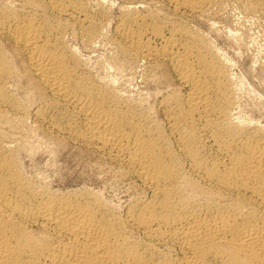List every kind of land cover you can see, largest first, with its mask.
I'll return each mask as SVG.
<instances>
[{
	"label": "bare ground",
	"instance_id": "bare-ground-1",
	"mask_svg": "<svg viewBox=\"0 0 264 264\" xmlns=\"http://www.w3.org/2000/svg\"><path fill=\"white\" fill-rule=\"evenodd\" d=\"M128 1L145 9L120 12L107 64L141 66L134 92L66 38H106L88 0H0V264H264V110L239 111L196 27L235 5L264 36V0ZM51 142L86 150L98 177L29 174L22 156Z\"/></svg>",
	"mask_w": 264,
	"mask_h": 264
},
{
	"label": "rangeland",
	"instance_id": "rangeland-1",
	"mask_svg": "<svg viewBox=\"0 0 264 264\" xmlns=\"http://www.w3.org/2000/svg\"><path fill=\"white\" fill-rule=\"evenodd\" d=\"M87 3H88L87 6H91L92 7V8L91 7L88 8L90 10V12H92V14H97L96 16L97 17H100L99 19L103 21V23H104L103 30L105 29L104 31H105V34H106V38L101 39L102 40L101 42H100V40H98V42H100V43H98L97 41L94 42V45H96V46L93 47V45H92V47H91L90 50H84L83 48H81L82 46H81V43H80L78 37H75L73 35V37L75 38L74 39V38H72V36L70 37V36H67L66 35V38L69 37L68 39L70 41L69 40L68 41H69L70 44L72 43L71 44L72 46L73 45H74V47L77 46V45L79 46V47L77 46V48L76 47L75 48H76V50L79 48V50H77V52L78 53H81V54L83 53L82 56L85 57V59H88L90 57L89 58L90 60L89 59L87 60V62H88L87 65H89V67L91 66L90 68L93 69L94 66L96 68L100 67L98 69H96L94 67L93 70L94 71L96 70L97 73H101L102 75H103V73H106V77L107 76L108 77H111L112 74H113L112 77L119 76L121 79L119 77L117 79V77H116V80L119 81V84H121L120 86L123 87V88H125V89H127V90L129 89L130 91H132L134 89L133 90V92H134L135 91V88H137V85L136 86H134V85L136 83L138 84V81H139L138 80V76H139L138 74L141 71L140 70L141 69V66H139V67L137 66L135 68V72L134 73H133V69H130V68H127V69L126 68H123V69L119 70V72L114 71V69L111 67V64H107V63L111 62V59H112L111 58V55L113 56L115 54V48H114V45L111 44V41L110 40H108V41H106V40L108 38L110 39V37H108V36L113 33V30H112L113 27H114L113 25L115 24V22L117 21V19L121 16L120 14L122 13V11L123 10L125 11V8L126 7H127V9L137 7L135 9L138 10V11H143L145 9V7L142 6L141 3L140 4L138 3L136 5H134L133 3H132L133 5L132 4H129L131 2L128 1V0H101V1L100 0H94V1L93 0H90L89 1L88 0ZM107 4L109 6H107ZM128 4H129V6H128ZM228 5H227V7L225 9L226 12L230 9V7H232L230 5H233V4H228ZM233 6L234 7L231 8L232 10L230 9L228 11L229 13H226V14L223 13L224 14V15L222 14L223 16H217V17L213 18L212 21L210 20V24L207 21H201V22L197 21L199 23H197L196 27H198L203 32H206L208 30L207 31V34H208V36H209L210 39L208 38L207 34L205 33L206 34V38H208L207 40L209 42L212 40V42H210V44L211 45L214 44L212 46H214V48L216 47L215 50L217 49V52L220 53L221 55H223V57H224L223 59H225V61L227 62V65H230V66H228V69L230 70L229 71L230 73L232 72L231 73L232 76H234V78L232 77L234 79L233 80L234 81L233 82V85L234 84H237L238 85V86L237 85H234V88L235 89H236L235 86H237L236 95H237V98L239 97V99H237L238 101H236V102H238V106L237 107H238L239 111L241 110L240 111L241 113L243 112L242 113L243 115L246 114L247 116H251L252 114L253 115H256L257 114L256 113L257 112L256 111L257 108H258V110H262V109L264 110V101H263L264 100V89H263V87H264V74H263L264 73V68H262L261 65H260V63H259V62H261V60L263 58V52H264V42H263L264 36H263V34H261L262 31H261V26H260L262 23L260 24L261 19L257 18L256 16L251 15V17H250V14L247 15V13H245V12L243 13V11L241 9H238L237 6H235V5H233ZM95 7H96V9H95ZM142 8H144V9H142ZM227 8H228V10H227ZM103 9H104V11H103ZM241 13H243V15ZM252 16H254V17H252ZM253 18H254V20H253ZM258 19H259L260 22L258 21ZM206 22L208 23V25L206 24ZM191 24H194V23H191ZM202 25H203V27H202ZM211 25H213V27ZM194 26H195V24H194ZM223 32H225V33H223ZM69 34L71 35L70 32H68V35ZM236 34L239 36V38L241 37V39H240L241 41L239 40V38L237 36H235ZM225 38H228V39H225ZM73 39H74V41H73ZM228 40H231V41H228ZM75 41H77L78 43L75 42ZM242 41H243V43H241ZM235 52H236V54H235ZM106 55H109L110 56L109 57L110 59L107 58L108 56H106ZM258 55H259V57H258ZM104 56L106 58H104ZM107 59H108V61H107ZM229 60H231V61H229ZM102 61H103L104 64L101 63ZM93 62H94V64H93ZM96 62L99 65H97ZM98 62H100L101 64L98 63ZM231 62H233V63L231 64ZM107 65H109V66H107ZM247 65H248V67H247ZM103 66L104 67L106 66L105 67L106 71H103V70H105V69H103ZM107 67H110V68H107ZM98 71H100V72H98ZM138 71H139V73H138ZM110 72L112 73L111 75H110ZM108 73H109V75H107ZM132 73L134 74V76H133ZM241 88L244 89V90H242ZM22 90H23L22 87H20V88H17V90H15V91H17L16 92L17 93L16 96L19 95L17 98H19V99L21 98V100H24L25 99V96H24V91H22ZM20 91H22L21 92V95H20ZM240 91H241V94L239 93ZM244 91H247V92H244ZM260 96L262 98H260ZM22 97H23V99H22ZM250 99L252 100V102H251ZM259 99H260V101H259ZM257 101L260 102L259 103L260 105H258V107L256 105L257 104ZM251 104L253 105V107H251L252 106ZM252 108H254V110ZM28 122H29V119H28ZM52 143L53 142H51L50 145H51V147H53V146L54 147H53V152H51V153L49 152L50 154H48L47 152L40 153V154L38 152V154H37V152L35 151L36 152V154L34 152L35 155H33V152H32L30 155H26L28 157H24V155L22 156V160H23L25 169L27 167L26 170H28V173H29L30 170H31L30 173L32 172L31 174H33V173L35 174L36 172H38L36 174L37 175L42 174L41 176L44 177V178H46L48 176L49 178L47 177L46 178L47 180L53 179V177L55 179V178H58V177L59 178L60 177H65L67 175V176H70V177H67L66 176L68 179L75 178L74 179L75 182H78L81 178H83L85 176L98 177V174H99L98 173L99 172L98 170H100V169L97 168L98 167L97 165H95V164L92 165V163H94L96 161V158L93 157V156H91L86 150L81 149V147H78L74 143L71 144L72 142L63 143V144L62 143L61 144H55V143H53V144H55L53 146H52ZM75 147H77V148L75 149ZM59 149H61V150H59ZM43 154H45V155H43ZM29 157H31V159ZM90 158H92V159L94 158L95 161L94 160L92 161V159H90ZM30 161H32V162H30ZM87 162H90L89 163L90 165ZM86 163H87V165H86ZM88 166L90 167L89 169H88ZM94 167H95V169H94ZM79 172H81V173L84 172V175L85 176H83V174H80ZM85 172H87V173L85 174ZM88 173H90V174H88ZM61 174L63 176H61ZM96 174H97V176H95ZM102 174H104L103 171H102ZM44 175H47V176H44ZM99 178L101 179V177H99ZM113 180L114 179L110 180V178H108L106 180V183L104 185L106 186L105 190L108 191L109 193L110 192L111 193L112 192L113 193L116 192L114 194V197H115L116 194L120 195V193L122 192V185L119 184V182L116 183V180H115V182ZM117 186L118 187L121 186L120 189ZM108 187L109 188L112 187V188H110L111 191L109 190ZM114 187H116V190H115ZM116 199H117V197L115 198V200Z\"/></svg>",
	"mask_w": 264,
	"mask_h": 264
}]
</instances>
